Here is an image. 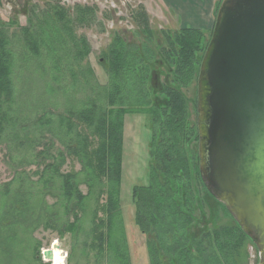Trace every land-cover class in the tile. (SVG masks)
Listing matches in <instances>:
<instances>
[{"label": "trees", "instance_id": "obj_1", "mask_svg": "<svg viewBox=\"0 0 264 264\" xmlns=\"http://www.w3.org/2000/svg\"><path fill=\"white\" fill-rule=\"evenodd\" d=\"M220 2H216L214 19ZM26 5V25L10 31L9 25L0 23V141L6 129L13 128L16 122L10 113V103L17 46L24 58L36 62L41 71L46 61L53 80H59L67 72L72 85L94 93L77 111L71 113L67 109L68 119L60 117L59 123L66 127L65 136L70 135L72 140L60 139L63 150L42 168L48 173L47 184L54 177L61 178L63 212L66 216L71 214L72 220L67 219L60 234L82 230L78 221L94 196L91 225L85 237L90 235L93 239L90 246L100 258L108 257V264H130L124 252L119 198L121 127L125 113H138L147 116L150 123L148 183L136 185L132 191L134 222L147 235L146 264H249L244 246L247 240L254 243L232 216L229 223L220 222L221 212L229 214L225 205L206 189L199 173L198 154L193 150L198 132L191 112L196 116L197 76L214 20L206 32L182 25L177 30L154 32L150 29L148 14L138 6L131 18L142 39L130 43L118 34L113 36L101 52L99 64L108 81L100 86L93 82L87 63L89 44L83 35L75 32L77 26L89 27L95 23L97 7L77 3L66 7L59 0H46L40 6L28 1ZM188 86L194 87L191 101L184 93ZM80 125L86 129L79 128ZM71 130L74 134H70ZM48 149L49 146L45 151ZM64 152L76 158L80 165L78 173L60 172ZM80 183L86 187L85 193L79 189ZM30 196L29 191L23 190L22 197L7 211L8 217L18 213L25 228L30 223L27 219ZM209 201L214 205L206 215L205 202ZM15 202L19 203L18 208ZM216 206L223 211L218 212ZM55 215V212L51 214ZM41 217L37 216L35 223ZM9 224L0 223V229ZM47 224L54 228L55 219ZM115 224L119 225L116 230ZM115 231L120 234L119 238H115ZM110 249L115 254L110 256ZM113 259L116 263H111Z\"/></svg>", "mask_w": 264, "mask_h": 264}, {"label": "rangeland", "instance_id": "obj_2", "mask_svg": "<svg viewBox=\"0 0 264 264\" xmlns=\"http://www.w3.org/2000/svg\"><path fill=\"white\" fill-rule=\"evenodd\" d=\"M28 1H33L40 6L46 0H0V23L9 25L10 31L17 29L18 26L26 25L25 12ZM59 1L66 7H72L76 3L97 7L95 23L89 27L77 26L75 32L77 35H83L89 44L87 63L92 71L93 82L100 86L106 85L108 81L104 69L99 64L101 52L111 42L113 36L118 34L130 43H137L142 39L143 35L137 31L131 18L135 8L143 7L148 14L150 29L154 32L177 30L180 24L206 32L208 30L207 13L211 3V0ZM205 34L207 37L208 32ZM17 48L12 67L13 100L10 103V113L16 122L13 128L6 129L0 141V223L2 225L11 223L0 229V237H2L0 264H56L57 254L61 264H108V257L100 258L97 251L90 246L93 245L90 235L85 237L91 225L90 214L94 205V196L90 197L86 213L81 215L78 221L81 223L82 230L77 233L64 231L60 234L59 230L67 219L72 220L71 214L66 216L63 212L65 201L61 195V178L54 177L47 184L46 174L48 173L42 171L44 165L52 162L56 154L63 150L61 140H72H69L70 135L65 136L66 127L59 123L60 117L68 119L66 110L70 109L71 113L77 111L94 93L91 94V91L87 89L80 90L72 85L71 76L67 72L63 77H59V80H53L52 70L45 63L46 61L43 62L44 70L41 71L36 62L25 59L19 51L20 47L17 46ZM195 92L197 94V91ZM184 93L190 101L193 100L194 87H186ZM191 117L197 123V104L196 116L191 112ZM69 119L78 125L74 117ZM44 120H48V123H44ZM149 124L147 116L142 114L125 113L122 116L123 146L119 198L124 252L130 264L148 262L147 235L134 222L135 204L132 191L134 186L148 183ZM78 127L84 128V125ZM70 134L74 132L71 130ZM47 146H49L48 152L45 151ZM193 150L198 154V142ZM64 158L60 172L78 173L80 165L76 158L65 152ZM49 174L52 173L49 172ZM80 176L79 173L78 177ZM79 189L82 193L86 192V187L82 183L79 184ZM23 190L29 191L31 195L28 200L30 208L27 219L30 223L27 228L22 225L18 213L13 212L15 217L14 214L9 217L7 215L9 206H12L17 198L22 197ZM15 203L18 208L19 203ZM212 205L214 204L211 201L205 202L206 215L210 214ZM224 207L227 210L226 206ZM215 208L218 212L223 211L221 207ZM53 212L56 213L54 217L51 216ZM227 213L229 216L225 211L220 213V222H230L232 215L228 210ZM39 215L42 217L35 223ZM52 219H55L54 228L47 224ZM117 227L119 225L115 224L114 230ZM114 236L119 238L120 234L115 231ZM10 237L12 240H6ZM54 242L59 245V248H54L53 259L46 261L41 252L51 248ZM84 244L86 247L83 246ZM244 250L248 255V263L258 264L259 251L256 244L252 245L247 240ZM108 253L115 254L113 249H110ZM37 255L41 257L36 259ZM111 263H116L115 259Z\"/></svg>", "mask_w": 264, "mask_h": 264}, {"label": "water", "instance_id": "obj_3", "mask_svg": "<svg viewBox=\"0 0 264 264\" xmlns=\"http://www.w3.org/2000/svg\"><path fill=\"white\" fill-rule=\"evenodd\" d=\"M197 132L204 184L264 264V0H221L197 76Z\"/></svg>", "mask_w": 264, "mask_h": 264}, {"label": "crops", "instance_id": "obj_4", "mask_svg": "<svg viewBox=\"0 0 264 264\" xmlns=\"http://www.w3.org/2000/svg\"><path fill=\"white\" fill-rule=\"evenodd\" d=\"M218 0H211V3H210V6H209V9H208V13H207V28L209 29L210 26L213 24V20H214V8H215V5H216V2ZM182 25V24H180ZM183 26V25H182Z\"/></svg>", "mask_w": 264, "mask_h": 264}, {"label": "clouds", "instance_id": "obj_5", "mask_svg": "<svg viewBox=\"0 0 264 264\" xmlns=\"http://www.w3.org/2000/svg\"><path fill=\"white\" fill-rule=\"evenodd\" d=\"M56 264H61L60 260H59V254H57V262Z\"/></svg>", "mask_w": 264, "mask_h": 264}]
</instances>
